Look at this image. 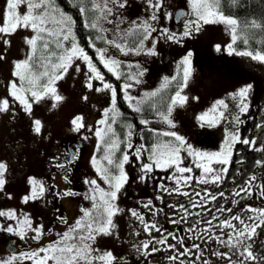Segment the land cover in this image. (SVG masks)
Instances as JSON below:
<instances>
[{
	"label": "rangeland",
	"instance_id": "rangeland-1",
	"mask_svg": "<svg viewBox=\"0 0 264 264\" xmlns=\"http://www.w3.org/2000/svg\"><path fill=\"white\" fill-rule=\"evenodd\" d=\"M180 1L190 14L178 24L179 29H177L172 26V16L173 7L179 5ZM180 1L122 0L125 6L120 7L119 3L114 0H94L99 10L96 24L106 33L108 41L112 42L107 44L108 47L103 48L107 49L104 53L105 58L111 57L120 61L118 68L111 63L109 66L113 67V71L120 78L122 63L128 68H134L133 71L129 69L130 75H128L131 84H129L127 93L134 99L133 102L129 99V103H132L133 107L141 108L145 101L154 96L153 93H158L177 77V74L172 73V67L167 65L168 68L164 70L163 66L159 65L160 59L162 61L165 55L169 57V62H174V64L177 62L176 55L173 58L172 54L167 53L169 41L165 39L171 34L175 38L180 36L184 39L178 55L180 59L178 72L182 74L184 80L179 96L175 95L173 99L175 103L171 104L172 114L190 116L192 120L200 124L230 122L232 117L234 120V114L230 110L240 109L241 100H243L244 104L258 106V112L263 115L258 118L264 121V61L254 59L256 54L253 53L251 56L240 55L241 52L233 48L236 22L219 12V0ZM29 2L34 5L32 15L44 19V23L38 25V28L43 27L54 31H59L61 28L67 29L68 22L64 20L67 15L54 12L50 6V0H44V2L42 0H20L16 8L18 15L27 14ZM2 3L0 26H9L6 23L7 0H3ZM150 3L155 7H150ZM205 5L207 11L213 14L209 17L211 22H204L198 18L197 9L204 11ZM152 15L156 16L155 20L151 19ZM229 20L235 23L230 24L227 22ZM189 21L196 22L199 30L184 36L185 26ZM145 24L150 29L147 39L144 38L143 43L136 48L129 46L128 37L131 31L138 28L144 29ZM38 28L34 30L30 26L18 25L15 29L10 28L8 32L0 33V163L6 165L5 170L0 173V178L5 180L3 188L0 189V212L5 213L0 216V264L8 259L1 243L2 237H9L12 242L23 248L30 244L34 246L33 248H42L44 241L46 243L48 240L51 242L57 240L55 233H51V229L58 227L54 221L61 223L63 222L61 217L64 219L67 216L66 219H69L68 217L75 213L73 207L77 204L74 198L67 197L63 206H61L63 203L57 201L58 195L56 194L60 192L55 187L60 188L59 181L64 185L63 177L60 176L61 178L57 179L56 174L59 168L53 159L59 153L57 147L60 139L81 134L86 141L87 157H93L98 147L101 156L109 155V158L113 159L111 150L116 145L113 137V124L106 123V121L103 125L99 124L101 116L105 112L108 113L114 106L112 103L113 83L96 78L89 80V75L93 74L87 70V64L78 58V55L73 56L68 62L66 71L54 68L50 76L33 73L29 63L33 45H30L28 40H36L37 36L43 33L39 32ZM44 33L47 34V31ZM60 35L62 39L63 33ZM77 42L72 20L71 35L68 40L63 41L64 50H70L73 43L78 45ZM116 44H120L124 50L116 48ZM189 53H191L190 56ZM200 53H205L206 68L200 66L198 57ZM251 57L253 59H250ZM185 58L188 60L187 64L184 63ZM246 58L248 60H244ZM25 61L29 65L25 75L34 80L31 85L27 79L21 81L15 74L17 71H24L23 69L18 70L16 65L23 64ZM186 68L189 72L187 79L184 78ZM141 72L143 75H140ZM50 77L52 78L50 89H54V92L46 87ZM11 83L16 85L15 89L11 87ZM89 83L91 87H88ZM104 84L110 87L105 88ZM122 84H128V82L123 80ZM248 86L251 87L245 97L241 98L236 95L242 88ZM14 91L16 96L12 94ZM32 91L39 94L38 99L32 97ZM56 95L62 99L56 100ZM17 96L23 97L30 107L25 108ZM221 100L227 104L226 108L218 104ZM214 108L215 112L212 111ZM221 111L224 113L223 118L219 115ZM206 113L208 114L206 119L201 121L200 117ZM105 118L104 115L102 119ZM36 121L40 122L39 132L35 130ZM97 128L101 131L100 137L95 135ZM110 142L111 145H109ZM177 143L174 145L181 147L180 155L185 156L186 160L187 158L191 160L192 155H189L187 150L189 145ZM164 155L163 153L162 156ZM113 162L110 167H116L115 161ZM97 166L100 169L105 164L99 161ZM86 168H90L89 163L82 168L81 174L78 173L83 183L88 173ZM78 171H80L79 166L74 170V174ZM61 173L66 172L62 170ZM66 176L71 180L69 188L74 189L76 183L71 178L72 174L66 173ZM98 176L100 173H97L96 177ZM96 182L97 184L102 183L98 178ZM78 184H81L80 179L77 180ZM122 188L121 186L116 198L111 201L118 211H115L111 217L110 231H131L135 237L143 235V232L152 231L154 228L150 226L146 228V224L141 223L139 219L143 217L145 223L155 221L151 208L145 205L138 213L139 217L131 218L132 224L128 227L127 215L124 216L121 207ZM64 190L66 188L62 189ZM25 196L30 198L24 200ZM167 202L170 203V200L168 199ZM96 205L101 207L103 203L98 201ZM59 206L67 211L60 210ZM69 224L70 222L66 225L69 226ZM8 226H12L13 232L5 230ZM38 228V238L34 239L37 236L35 230ZM61 244L58 247H63ZM42 253L38 254L37 260L36 257L30 256L23 262L38 264L40 258L45 256ZM51 254V251L46 253L49 256ZM101 254L102 249L95 248L94 256L100 257ZM44 264H55V261L48 259ZM73 264H87V262L85 263V259L78 257Z\"/></svg>",
	"mask_w": 264,
	"mask_h": 264
},
{
	"label": "flooded vegetation",
	"instance_id": "flooded-vegetation-1",
	"mask_svg": "<svg viewBox=\"0 0 264 264\" xmlns=\"http://www.w3.org/2000/svg\"><path fill=\"white\" fill-rule=\"evenodd\" d=\"M2 1L0 0V8L3 5ZM179 37L175 38L168 47V53L173 49L172 53L177 59L179 44L183 43ZM198 57L200 66L206 68L205 53H200ZM168 59L169 57L165 59V63ZM167 65L172 66L173 64L168 62ZM246 105L247 110L244 112H241L239 108L234 110V117L237 115L240 117L239 124L234 120L224 123L198 124L191 118H182L176 121L170 119L171 125L166 120L158 122L147 119L148 123L142 125L141 120H138L134 150L133 152L128 151L130 159L124 168L126 178L125 183L122 184V211L124 216L127 215L128 227H130L133 217L131 212L140 213L142 206L148 205L155 221L153 223L144 222V224L156 227L148 233L143 232L144 234L138 237H135L131 231H110L111 226L106 233L93 231V238L85 241L92 250L85 259V263L264 264V223L261 222L264 220V216L261 215V211H264V194H262L264 193V121L258 118L260 115L263 116L258 112V107ZM166 131L175 132L184 138L186 144L194 150L192 159L187 158L186 160V157L179 153L180 161L177 165L162 162L161 166L157 167L153 162L151 171L142 172L140 165L151 162L148 157L152 155V149L157 146L159 138L165 140L160 145L161 147L157 148L159 154H165L162 156L163 159L167 158L168 149L165 145L178 144L174 137L163 135ZM237 131L239 139L232 142L231 134ZM245 139L250 141L249 145L241 142ZM225 141L229 142L228 145ZM84 142L79 136L61 140L58 144L59 153L53 157L60 175L63 174L62 170L67 174H73L77 166L80 168L88 163L90 165V168H86L88 170L86 181L89 183L83 185L84 187L75 185L74 190H66V192H75L77 205L73 207L75 213L70 218L69 226H62V223L54 221V224H58L56 229H52L57 239L68 232L77 221H80L83 227L73 234L79 235L86 229L89 222L93 224L94 229L97 227L95 213H102V219L107 216L104 213V206L93 207L94 201L91 197L95 195V203L98 201L103 203L100 199V189L106 193L114 189L108 183L98 184L99 188L90 183L97 179L99 160L95 155L87 157ZM141 145L144 146V151L140 159L136 160L133 153ZM229 146L231 155L228 156V163L219 162L223 158L225 148ZM97 151L98 147L95 154ZM196 152L209 155L197 156ZM212 153L222 155L212 157ZM197 164L201 167H197ZM177 167H189L192 171L179 173L176 170ZM204 167L212 171L205 173ZM105 169L109 175V168ZM189 176L191 179L187 181L182 178ZM213 176H219L220 179L213 181L211 179ZM177 178H180L178 190ZM242 187L247 188L251 195L242 191ZM59 191V201L64 204L65 196L69 195H65L66 192L62 193L61 188ZM168 199L170 203L167 202ZM149 200H151L150 205ZM84 206L91 216H85L80 212ZM237 216L243 219L245 224H258L259 226L254 232L250 234L246 232L237 239L238 231H244V226L235 219ZM225 220L228 223L222 224ZM208 221H211V224ZM69 222L66 221L64 224ZM229 237H232L234 246H226L223 242ZM71 243L77 244L78 242L76 240ZM145 243L148 245L147 249L144 248ZM197 245L199 247H196ZM95 248L102 249L100 257L104 259H100L98 255L94 256ZM45 249L51 251L49 248ZM19 251H22L24 255H31L35 252L28 248H19ZM249 252L251 256H248ZM46 253L43 252L42 255ZM107 253H111L114 259L109 261Z\"/></svg>",
	"mask_w": 264,
	"mask_h": 264
},
{
	"label": "snow or ice",
	"instance_id": "snow-or-ice-1",
	"mask_svg": "<svg viewBox=\"0 0 264 264\" xmlns=\"http://www.w3.org/2000/svg\"><path fill=\"white\" fill-rule=\"evenodd\" d=\"M42 2H44V0H42ZM114 2H118L120 7H124L125 6V4L122 2V0H114ZM19 3H20V0H7V4H6V23L9 26H0V33L8 32L10 30V28L11 29H15L18 25H22L23 27H29L30 26L34 30H36L38 28V25H42L44 23V19L42 17L33 16L32 15V11H33L34 5L31 2H29L28 6H27V14H25L23 16L18 15L17 12H16V8H17V5ZM149 6L150 7H155V5H152L151 3H150ZM80 11L83 12L84 8L81 7ZM110 11L111 10H109V12ZM197 15H198L199 20H203L204 22H211L209 17H211L213 14L211 12L207 11V6L205 5L204 6V11H201L199 8L197 9ZM151 19L155 20L156 16L152 15ZM221 19H223V17H221ZM64 20L68 22L67 29L61 28L59 31H54V30H46L43 27H39L38 28L39 32L47 31V35L50 36V37L51 36H56V40L54 42L56 43V47H58V48H63V41L68 40L69 36L71 35L72 18H71V16H67V17H64ZM227 22L230 23V24L235 23L234 21H231V20H229ZM90 26L93 29L97 28V24H96L95 21L91 22ZM198 30H199V27H198L197 23L194 22V21H189L188 24H186V26H185V31H184L183 35L184 36H188V35H190V33L196 32ZM149 32H150V29L145 24V27L143 29V34H144V38L145 39H147V36H148ZM60 33H63L62 39H61ZM39 38L43 39V37H39ZM166 38L168 40H173V39H175V36L169 34V35L166 36ZM73 39H74V37H73ZM96 39H102V37L97 36ZM233 39H235V37H233ZM28 43L30 45H33V51H35L36 40L35 39H30V40H28ZM108 43H112V42L108 41ZM89 46L92 47V48H95V44L94 43H90ZM48 47H49V42L45 41L44 44H43V48L45 50H47ZM115 47L120 49L121 51L124 50L123 48H121L120 44H116ZM95 50L99 54L98 55L99 62L101 64H103V66L108 70V72L113 73L114 75H116V78L119 79L120 78L119 75H117L113 71V67H110L109 63H111V65L115 66L116 68H118L119 65H120V61H118V60H116L114 58H111V57L106 59L104 53L107 51V49L95 48ZM64 52H65L64 55H61V56L58 57L59 63L53 65V68L63 69L64 71H66L67 70V66H68V62L71 61L73 56H77L78 55V58L82 59L87 64L89 72L91 74H93V75H89V80H91L93 78H96V79H99L100 81H103V76L101 75L100 71L97 69L96 65L94 63H92L91 57L84 51L83 48H80V47H78V45L76 43H73L72 48L70 50L66 49V50H64ZM54 54L55 53H52L51 55H54ZM152 54H155V53H152ZM239 54L240 55H246V56H251L252 55V53H250V52H241ZM188 55L190 56L191 53H189ZM253 58L257 59V60H260V61H264V55H260L259 53H257ZM42 59H44V58L42 57ZM48 59H49V62H50V57ZM184 63L185 64L188 63L187 58H185ZM16 67H17L18 70H20V69L24 70V71H17L15 73L17 76H19L21 81H25L27 79L28 83L30 85L34 83L33 79H31L30 77H26V75H25V72L29 68V65H28L27 61H25L23 64H17ZM41 67L45 68V71L42 72L41 75H45V76L49 75L48 70H47V66L44 65V64H41ZM77 71H79V68H77ZM188 74H189V72H188V69L186 68L185 72H184V78L185 79H187ZM140 75H143V73L141 72ZM56 78H58V77H56ZM137 82H139V81H137ZM51 83H52V78L50 77L49 81H48V85L46 87H48L50 89ZM91 86H92L91 83H89L88 87H91ZM11 87L13 89H15L16 85L14 83H11ZM104 87L105 88H109L110 85L104 84ZM129 87H130L129 84H124L123 85V88L125 90L127 88H129ZM250 87L251 86L242 88L239 91V93H237L236 95L241 97V98L245 97L247 92L249 91ZM50 90L53 91V92L55 91L54 89H50ZM12 94L14 96L17 95L15 91ZM115 95H116V91H115V89H112V97H113L112 103H113V105L115 103ZM123 95H124V99H126V100L132 99L129 96V94L127 93V91H124ZM153 95H155V93H153ZM176 95L178 97L179 96V92H177ZM32 97L38 99L39 94L36 91H32ZM17 98L21 100V102L24 104L25 108H29L30 107V105L27 104L24 101L23 97L17 96ZM55 99L56 100H60L62 98L60 96L56 95ZM85 99H86V97H85ZM5 103H7V102L5 101ZM173 103H175V100H173ZM218 104L222 105L225 108L227 107V104H225V102L223 100L218 101ZM241 105L242 106L240 107V111L241 112L246 111L247 110V105L244 104L243 100H241ZM129 106L132 107L133 111L138 112V113L140 112V108L139 107H133L132 105H129ZM168 111L171 112V108H169ZM212 111L215 112L216 109L214 108ZM106 115H107V112H105V116ZM161 115L163 116L162 113H161ZM207 115H208L207 113L202 115L200 117L201 121H204L206 119ZM219 115H220L221 118H223V116H224L223 111H221L219 113ZM163 118L167 121L168 124H170V125L172 124V121L170 119H168L167 116H163ZM113 122H115L114 119H113ZM234 122L237 123V124L240 123V117L238 115L234 117ZM73 123H76V121H73ZM140 123L142 125H146L148 122L146 120H141ZM35 124H36L35 130H36V132H39L40 131V122L36 121ZM99 124L100 125L105 124V120L101 119L99 121ZM129 128H131V125H129ZM95 135L97 137L101 136V131H100L99 128L96 129ZM127 135L129 137H131L133 135L132 131H129L127 133ZM163 135L164 136H172V137H174L175 140L178 141L180 145H184L186 143L184 138L182 136L176 134L175 132H167L166 131V132L163 133ZM238 139H239V132L238 131L237 132H233L231 134V141L232 142H236ZM241 142L243 144H245V145H249L250 144V141L246 140V139L242 140ZM228 143H229L228 141H225L226 145H228ZM128 147H129V149H131L132 145L129 144ZM157 147L158 146H154L153 147L152 155L148 157L149 161H151V162L142 163L140 165L142 172L151 171L152 168H153V162L155 163V165L157 167L161 166L163 158H162V155L157 152ZM165 148H167L168 151H167V154H166L167 158L163 159V163L164 164H178V162L180 161L179 153L182 150L181 147L180 146H176V145H172V146L165 145ZM187 150L189 152V155H192L193 152H194V150L191 148V146H188ZM142 151H144V146L143 145H141L139 148L135 149L133 155H134L136 160L140 159ZM195 155H197V156H207L209 154L196 152ZM221 155H222L221 153H212L211 154L212 157H220ZM229 155H231L230 146L225 148L224 153H223V158L219 162L227 164ZM105 159L107 160L109 165L114 163L113 160L108 158L107 156H105ZM129 159H130L129 154L127 152H125L123 154V156H122V162L117 165V167L120 168L119 176H111L110 177L107 174V169H103V170H101L99 168L97 169L98 173H100L101 178L114 189L113 191L107 192V193L104 192L102 189H100V199L103 202L104 213L107 214L106 218L102 219L101 217L103 216V214L102 213H98L97 216L95 217V222H96V225H97V227L95 229L93 228V224L91 222H89L87 224L86 229L83 232H81L79 235L73 236V233H75L78 229H81L83 227L81 225V222L77 221L76 224L72 228H70V230L68 232H65L63 234V241H67L69 239H75V240H77L78 243L77 244H68V245L63 246V247H58V245H60L62 243V241H57L55 245H51L50 244L48 246V248L51 250L52 254L50 256L49 255H45V256L41 257L40 261L38 262V264H44V262H46L48 259L54 260L55 264H73V262L76 261L78 257L80 259H87V257L90 255L92 250H91L90 246L85 243V241L93 238V231L106 233L108 231L109 226L112 225V220H111L112 215L114 214L115 211H118V209H116L115 205L112 204L111 201L116 198L117 192L121 188L122 183L124 182V180L126 178L125 174H124V171H123V162H129ZM94 163H95V161H94ZM196 166L197 167H201L200 164H197ZM61 167H62V165H61ZM5 168H6V165H4L3 163H0V173H2L5 170ZM176 170L179 173H190L192 171V169L189 168V167H177ZM203 171L205 173H208L209 171H212V170H210L207 167H204ZM182 178L185 181L191 179L190 176L189 177H182ZM211 179L213 181H216V180H219L220 177L219 176H213V177H211ZM85 182L89 183L88 181H85ZM202 182H203V178H202ZM4 183H5V180L3 178H0V189L3 188ZM90 183L92 185L96 186V188H99V185L97 184L96 180H92ZM179 184H180V178H177V190L179 188ZM158 187H159V185H158ZM241 190L244 191V192H247L249 195H251V193L248 192L247 188H243L242 187ZM35 194H36L35 191H33V195H35ZM74 194L75 193H72L71 191L65 193V195H74ZM184 194L187 195V193H184ZM237 194H239V193H237ZM262 194H264V193H262ZM29 198H30L29 196L23 197L24 200H28ZM85 198L88 199L89 197H85ZM91 199L94 201L93 207L94 208L97 207V205L95 203L96 196L93 195L91 197ZM148 204L149 205L151 204V200L148 201ZM145 206H148V205H145ZM82 211H84V215L85 216H91V213L88 212L87 210H82ZM220 211H223V209H220ZM131 214L133 216H138V213H136L135 211H132ZM3 215H5V213L4 212H0V216H3ZM261 215L264 216V211H261ZM61 219H62V217H61ZM139 219H140L141 223H144L143 217H139ZM235 219L239 220L240 224L244 226V231H238L237 239H238L239 236L244 235L246 232H248L249 234L251 232H254L255 228L259 226L258 224H245V221L243 219H240L239 216L235 217ZM261 222L264 223V220H262ZM25 223H27V221H25ZM208 223L211 224V221H208ZM227 223H228L227 220L222 222V224H227ZM147 227H149V225H146V228ZM150 227L155 228L156 226L155 225H150ZM5 230L7 232H10V233L13 232L12 226H8L7 229H5ZM157 230H159V229H157ZM35 231L37 232V236L34 237V239L38 238L39 228L36 229ZM217 239H219V237H217ZM223 242L226 244V246H234V245H232V237H229V239L227 241H223ZM158 243H160V242L158 241ZM147 247H148V245H147V243H145L144 244V248L147 249ZM196 247H199V245H197ZM47 251L48 250L45 249V248H40V249H38L37 252H34L31 255L33 257H35V256L38 255V253L47 252ZM245 251H247V250H245ZM241 254H243V253H241ZM220 255H226V254H220ZM251 255L252 254L249 252L248 256H251ZM106 256L109 259V261L114 259L112 257V255H111V253H107ZM100 259H104V257H100ZM89 264H90V262H89Z\"/></svg>",
	"mask_w": 264,
	"mask_h": 264
},
{
	"label": "trees",
	"instance_id": "trees-1",
	"mask_svg": "<svg viewBox=\"0 0 264 264\" xmlns=\"http://www.w3.org/2000/svg\"><path fill=\"white\" fill-rule=\"evenodd\" d=\"M51 7L54 12L62 13L71 16L74 22V31L78 44L91 57L97 69L103 76V80L113 83V89L116 91L115 103L110 109L109 117L114 122V135L120 143L128 144L129 136L127 133L132 131L134 138L136 136L137 122L139 119L153 118L154 116L160 118L161 113H166L173 101L176 93L183 85L182 76L179 75L169 82V84L149 98L140 109V112H135L130 107L128 100L124 99V88L122 81L113 77L108 70L99 62L98 53L95 48H103L108 44L106 33L97 26L91 28V22L97 20L99 10L96 7L94 0H51ZM84 11L81 12L80 8ZM219 12L224 16L231 17L236 21L235 31V48L238 51H249L254 54L264 55V0H219ZM87 25V26H86ZM97 36L102 39H96ZM39 37H43L40 39ZM56 36H48L46 33H40L36 38L35 51L30 57V69L35 74H41L45 68L41 64L47 66L48 76L54 72L53 65L59 63L58 57L63 55L64 47H56ZM144 40L143 29L138 28L132 31L128 37V45L137 47ZM45 41L49 42L47 50L43 48ZM90 43L95 44V48L90 47ZM55 53L54 55H51ZM42 57L44 59H42ZM50 57V62L49 58ZM87 70L89 71L88 67ZM131 125V128H129ZM126 151L118 148V153L114 157L117 163L122 162V156ZM34 246H30L31 249ZM19 255V254H17ZM28 255V254H27ZM24 258H8L1 264H22Z\"/></svg>",
	"mask_w": 264,
	"mask_h": 264
},
{
	"label": "water",
	"instance_id": "water-1",
	"mask_svg": "<svg viewBox=\"0 0 264 264\" xmlns=\"http://www.w3.org/2000/svg\"><path fill=\"white\" fill-rule=\"evenodd\" d=\"M185 15V12L182 11V10H178L176 12V15H175V20L178 22L181 20V18ZM7 249L10 250V251H15L16 250V247L13 246L12 244H8L7 245Z\"/></svg>",
	"mask_w": 264,
	"mask_h": 264
}]
</instances>
